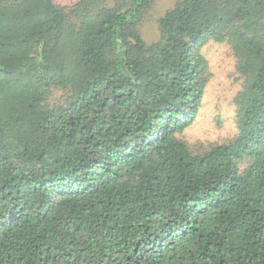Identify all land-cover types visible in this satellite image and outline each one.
Masks as SVG:
<instances>
[{
    "label": "trees",
    "instance_id": "16d2710c",
    "mask_svg": "<svg viewBox=\"0 0 264 264\" xmlns=\"http://www.w3.org/2000/svg\"><path fill=\"white\" fill-rule=\"evenodd\" d=\"M151 6L0 0V264H264V0H181L148 46ZM210 40L238 134L196 154Z\"/></svg>",
    "mask_w": 264,
    "mask_h": 264
},
{
    "label": "rangeland",
    "instance_id": "374dc122",
    "mask_svg": "<svg viewBox=\"0 0 264 264\" xmlns=\"http://www.w3.org/2000/svg\"><path fill=\"white\" fill-rule=\"evenodd\" d=\"M72 6L80 0H57ZM181 0H152V6L139 24L142 38L148 46L161 39L160 19ZM208 62L209 79L195 122L177 133L193 153H202L211 147L228 142L238 134L236 96L243 89L244 78L238 70L237 56L228 41L210 40L202 48ZM63 92L54 91L50 100H60ZM242 167L245 165L242 164Z\"/></svg>",
    "mask_w": 264,
    "mask_h": 264
}]
</instances>
